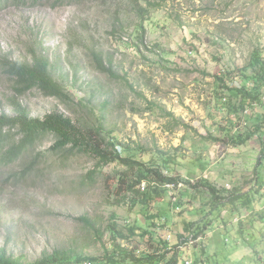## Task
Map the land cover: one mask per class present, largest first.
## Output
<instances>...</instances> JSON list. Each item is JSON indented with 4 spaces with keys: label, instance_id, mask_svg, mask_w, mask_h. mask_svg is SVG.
Here are the masks:
<instances>
[{
    "label": "rangeland",
    "instance_id": "374dc122",
    "mask_svg": "<svg viewBox=\"0 0 264 264\" xmlns=\"http://www.w3.org/2000/svg\"><path fill=\"white\" fill-rule=\"evenodd\" d=\"M149 2L1 5L0 115H15L20 105L33 117L59 111L85 127L101 123L123 155L156 165L169 160L167 174L190 183L166 185L168 195L157 198L166 226L149 225L118 187L115 172L124 167L110 163L92 178L91 155L51 150L56 137L46 133L14 162H0V250L27 263L56 249L102 255L114 231L138 252L167 240L191 264H264V137L230 143L231 131L252 126L254 111H230L236 101L215 84L217 73L245 68L254 50H264V0ZM39 57L49 59L67 96L24 88L10 68ZM12 133L5 149L21 137ZM147 228L153 240L142 234Z\"/></svg>",
    "mask_w": 264,
    "mask_h": 264
},
{
    "label": "trees",
    "instance_id": "16d2710c",
    "mask_svg": "<svg viewBox=\"0 0 264 264\" xmlns=\"http://www.w3.org/2000/svg\"><path fill=\"white\" fill-rule=\"evenodd\" d=\"M9 0H0V6ZM24 1V0H20ZM138 3L140 0H136ZM149 2V0H144ZM150 3V2H149ZM99 67L103 72L114 76V72L105 66L101 60ZM10 68L23 84L24 88L38 87L44 94L49 96H67L61 85L58 84L50 73V61L47 57L36 58L33 62H10ZM247 68L251 72L246 71ZM238 80V85L233 82ZM215 84L224 90L222 97L235 100V104L230 111L252 109L255 119L252 126H243L240 131H231L228 135L230 143L239 146L247 143L253 136L260 134L264 137V50L256 49L252 52L251 60L245 68H238L232 71L225 70L216 74ZM218 109V106H215ZM16 129L21 137L11 143L7 149V141L13 135L11 130ZM52 133L56 140L50 147L51 150L71 149L91 155L96 160L93 171L88 176L94 177L96 169H101L110 163H118L121 170L115 172L118 179V187L124 186L126 196L131 197L133 204L140 206V211L149 225L155 228L166 226V212L155 211L157 198L160 193L167 192L166 185L177 186L179 183H188L187 179L180 176L168 175L170 170L169 160L164 159L162 163L144 162L141 158H135L134 154L123 155L122 147L117 145L113 138H107L106 130L100 123L96 126H83L76 123L71 117L59 111H52L42 118L30 115L25 106H19L17 114L0 115V162L11 163L17 160L24 150L33 145L43 134ZM264 142V138H263ZM166 169V170H165ZM166 171V172H165ZM144 183V185H142ZM190 183V182H189ZM205 185L213 192V198H217L216 188L209 182ZM197 187V185H196ZM129 193V194H128ZM214 201V199H213ZM215 204V201L213 202ZM175 209L180 210L179 201L174 204ZM162 221L158 225V221ZM188 228V225L187 227ZM193 233V237L198 238L201 227ZM201 228V229H200ZM135 227L130 228L133 232ZM112 241L110 248H106L104 254L95 256L75 255L66 249H56L45 254L32 262H24L21 256L8 254L5 249L0 250V264H184L177 247L169 246L167 240H159L154 249L149 252H138L122 246L118 242L117 232L111 231ZM142 234L149 236L152 240L154 232L148 228ZM183 257V256H182Z\"/></svg>",
    "mask_w": 264,
    "mask_h": 264
},
{
    "label": "built area",
    "instance_id": "2783aa9c",
    "mask_svg": "<svg viewBox=\"0 0 264 264\" xmlns=\"http://www.w3.org/2000/svg\"><path fill=\"white\" fill-rule=\"evenodd\" d=\"M238 82H239V81L236 80V83H235L234 85H238ZM262 99L264 100V95H263ZM169 185H172V184H169ZM162 221H165V220H161L160 222H159V220H158V221H157V222H158V225L161 224ZM170 237H171V236H168V237H167L168 240L170 239ZM191 263H192V261H191L190 259L184 260V264H191Z\"/></svg>",
    "mask_w": 264,
    "mask_h": 264
}]
</instances>
